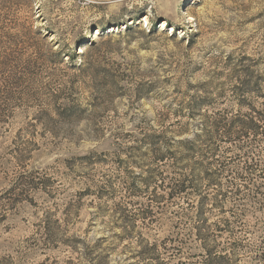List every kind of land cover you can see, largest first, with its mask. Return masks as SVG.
<instances>
[{
	"label": "rangeland",
	"instance_id": "374dc122",
	"mask_svg": "<svg viewBox=\"0 0 264 264\" xmlns=\"http://www.w3.org/2000/svg\"><path fill=\"white\" fill-rule=\"evenodd\" d=\"M257 113L264 0H0V264H264Z\"/></svg>",
	"mask_w": 264,
	"mask_h": 264
},
{
	"label": "trees",
	"instance_id": "16d2710c",
	"mask_svg": "<svg viewBox=\"0 0 264 264\" xmlns=\"http://www.w3.org/2000/svg\"><path fill=\"white\" fill-rule=\"evenodd\" d=\"M250 87L252 86V83H242V86L245 87ZM246 92H250V90H247V88L245 89ZM194 115L190 114V119L193 118ZM212 118V117H211ZM204 128H206V130L202 133L203 130H200L199 133L200 134H196L195 138H183L182 140L178 141L175 139L170 140L169 142L167 141V143H173V144H178L179 146H181V150L184 154H189L190 152L193 151V145L196 142H200L201 143V139L204 138H208L207 140L213 139V133L215 130H217L218 128H223V130L225 131V135H230L231 133H233L234 131H236L237 134H245V135H254L258 132L259 129H262L264 131V115H261L260 113H257L256 117L253 116H242L241 118H235L232 119L230 123L228 124H223V122H221L218 119H214L212 120L211 123H208L206 125L203 126ZM186 128H183V130L177 131V132H171V138H176L182 135H185L186 133ZM158 139L157 136H152L149 137V141H151V143H156L155 140ZM159 142V140H158ZM161 142V141H160ZM152 157H154L153 159L156 161H163L165 159H171L172 161L175 159L174 158V153H172L171 150H165L164 152L160 151V150H155L152 153ZM186 157V156H185ZM204 175V179L207 184H211V183H215L216 182V175L210 172H203ZM191 182L189 180H186L185 182L182 181L181 183L178 184V186H176V189L178 192H182L185 190L186 186L188 184H190ZM174 192V191H172ZM200 205L202 206V203L204 202V198L200 199ZM227 224V222H226ZM208 251V250H206Z\"/></svg>",
	"mask_w": 264,
	"mask_h": 264
},
{
	"label": "bare ground",
	"instance_id": "6f19581e",
	"mask_svg": "<svg viewBox=\"0 0 264 264\" xmlns=\"http://www.w3.org/2000/svg\"><path fill=\"white\" fill-rule=\"evenodd\" d=\"M162 26L164 27L165 26V23Z\"/></svg>",
	"mask_w": 264,
	"mask_h": 264
}]
</instances>
